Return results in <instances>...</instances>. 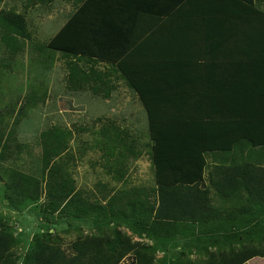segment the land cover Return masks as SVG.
<instances>
[{"label": "trees", "instance_id": "1", "mask_svg": "<svg viewBox=\"0 0 264 264\" xmlns=\"http://www.w3.org/2000/svg\"><path fill=\"white\" fill-rule=\"evenodd\" d=\"M2 2L0 0V30L5 31L2 36L4 44L12 47L17 40L15 35L25 36L27 23L17 11L2 8ZM155 18L187 22L176 24L175 21V25H167V22L155 24L149 21ZM234 18L254 19V25L234 30L231 25L218 22ZM188 19L194 20L190 23ZM198 19H204L201 23L206 24H195ZM203 25L217 30L216 36L208 37L207 44L221 40L225 44L231 43L233 34L238 41L240 35L247 36L246 42H240V53L248 54L243 55L249 58L247 60L253 67L251 71L235 73V83H232L230 74L222 77V98H219L223 99V106L217 104V111L213 112L204 111L202 107L199 110L206 101H197L198 107L189 111L186 96H190L192 90L184 87L186 67L207 65L200 63L198 57L189 59L184 56L185 31L191 28L197 34ZM195 41L198 43L199 37ZM47 47L115 66L146 109L160 202L139 197L123 203L130 228L140 236L147 234L165 242L179 229L183 231L185 217L182 212H177L176 207L171 214L164 212L166 195L171 185L198 184L203 179V150L232 149L234 146L238 149L244 143L264 146V9L258 6V0H81L50 38ZM245 59L240 58L238 62ZM198 92L206 98L210 95L206 91ZM193 115L202 119L189 120ZM6 134L0 126V155L14 141ZM41 140L42 176L11 169L8 173V199L20 207L45 196L42 206L48 213L58 212L70 217L95 216L97 221L117 218L119 210L115 209L113 202L104 205L91 201L76 189L62 162L67 137L53 129L45 131ZM186 149L201 151L193 155ZM255 169L239 174L246 177L250 173L254 178H264V168ZM52 237L51 232L38 234L24 264H122L127 258H132L133 264H157L158 246L135 241L118 225L78 238L71 244L69 252ZM255 240L259 243L254 248H243L234 255L219 252L202 264H243L255 256H264V233L256 235ZM14 244L13 235L0 223V264L15 262ZM187 256L183 253L170 260L165 257L159 264H196L186 259ZM218 258L223 261H214Z\"/></svg>", "mask_w": 264, "mask_h": 264}, {"label": "rangeland", "instance_id": "2", "mask_svg": "<svg viewBox=\"0 0 264 264\" xmlns=\"http://www.w3.org/2000/svg\"><path fill=\"white\" fill-rule=\"evenodd\" d=\"M80 1L3 0L1 4L22 14L27 23L25 36L15 35L12 47L4 44L5 31L0 30V126L14 138L0 155V223L15 239L13 264H24L38 234L53 233L54 242L69 252L78 238L116 225L135 241L158 246L157 264L183 253L196 264L205 263L210 256L206 259L202 250L192 258L184 250L183 238L178 237L182 233L176 232L165 242L147 234L140 236L125 218L123 203L128 199L160 202L151 165L147 113L115 66L47 47ZM53 129L68 139L62 162L76 189L91 201L113 202L119 210L117 218L97 221L95 216L48 213L42 206L45 196L20 207L8 199L11 169L42 176L41 137ZM262 157L263 150L257 148L256 160ZM122 264H133L132 258Z\"/></svg>", "mask_w": 264, "mask_h": 264}, {"label": "crops", "instance_id": "3", "mask_svg": "<svg viewBox=\"0 0 264 264\" xmlns=\"http://www.w3.org/2000/svg\"><path fill=\"white\" fill-rule=\"evenodd\" d=\"M260 4L264 5V0ZM260 4L258 3V6L264 9ZM188 8H190V4H188ZM155 19L149 21L155 24H160V22L165 24L167 22V25L176 21H171L170 18H168V21L166 19ZM193 20L188 19V22L191 23ZM202 21L205 20L198 19L194 23L206 24L201 23ZM181 22L184 24L187 20H178L175 23L182 24ZM218 22L221 24L225 22L227 26L231 25L234 30L240 26L247 28L254 25V19L234 18L227 21L219 20ZM238 29L241 30V28ZM195 32L191 28H189V31H185L187 41L186 55L184 56L189 59L198 57L200 63L203 62L207 65L193 68L186 67L184 87L192 90V94L186 96L189 100L187 106L191 111L198 107L197 101H206L205 105L204 103L201 104L203 106H200L199 110L203 108L204 111L208 112L217 111L215 106L223 100L221 99L222 77L230 74L232 83H235V73L244 70L251 71L253 68L250 61L247 60L249 58L244 56L248 54L246 52L240 53V46L242 45L240 42H246L247 36L240 35L238 41L235 34H233L231 43L225 44L221 40L208 42L207 44L208 37L214 34L216 36L217 30L203 25V28H200L197 34ZM197 37H199L198 43L195 41ZM240 58L246 59L238 62ZM200 90L209 92V97L206 98L205 95L200 94L198 92ZM220 106L222 107L223 103ZM188 119L195 120L196 118L193 115ZM201 119L200 117L196 120ZM148 129L150 133L149 119ZM257 148L263 150L261 161L256 160ZM186 150L192 154L194 153L193 155H198L201 151V149ZM202 153L205 159L203 179L198 184L176 183L171 185L172 188H168V194L166 195L164 212L171 214L175 211L174 207H176V211H181L182 213H180L185 217V225L182 226L183 231L181 229L177 231V235L182 233L178 237L183 238L184 250L190 254L191 258L197 256L196 254L201 255L197 251L202 250L207 259L209 256L212 258L213 255H218L219 252H232L234 255L235 251L243 248H254L259 243L255 240L256 235L264 233V226L262 225L264 223V178H254L250 173L246 177H241L239 173L250 169L254 172L257 166L264 168V146L254 147L244 143L238 149H235V146L232 149H205ZM195 160H200V158ZM151 165L155 174L152 149ZM155 184L158 187L156 176ZM259 221L262 224H259ZM214 261L220 263L223 260L218 258ZM243 264H264V256H255Z\"/></svg>", "mask_w": 264, "mask_h": 264}]
</instances>
